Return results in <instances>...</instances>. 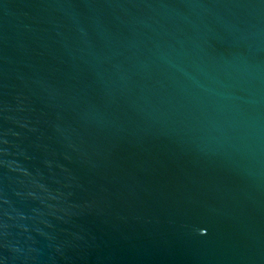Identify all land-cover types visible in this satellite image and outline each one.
<instances>
[{"label": "water", "instance_id": "1", "mask_svg": "<svg viewBox=\"0 0 264 264\" xmlns=\"http://www.w3.org/2000/svg\"><path fill=\"white\" fill-rule=\"evenodd\" d=\"M0 264H264V0H0Z\"/></svg>", "mask_w": 264, "mask_h": 264}]
</instances>
